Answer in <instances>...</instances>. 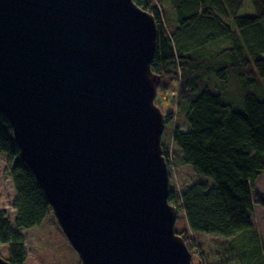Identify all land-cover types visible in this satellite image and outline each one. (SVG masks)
Masks as SVG:
<instances>
[{"label":"water","instance_id":"water-1","mask_svg":"<svg viewBox=\"0 0 264 264\" xmlns=\"http://www.w3.org/2000/svg\"><path fill=\"white\" fill-rule=\"evenodd\" d=\"M156 41L133 0H0V113L80 264H192L168 202Z\"/></svg>","mask_w":264,"mask_h":264},{"label":"trees","instance_id":"trees-1","mask_svg":"<svg viewBox=\"0 0 264 264\" xmlns=\"http://www.w3.org/2000/svg\"><path fill=\"white\" fill-rule=\"evenodd\" d=\"M133 2L154 17L157 41L151 71L160 78V93L167 89L170 107L180 108L177 113L187 127L183 131L174 123L172 145L162 144L169 172L168 202L186 223L175 231L191 256H198V264H228L235 258L242 264H264V245H259L264 238L253 227L255 208L264 209V196L256 192V182L264 177V100L247 95L244 112H237L217 93V83L226 82L227 76L245 86L264 81V0ZM245 2L253 16L240 15ZM168 114L165 124L171 122L172 109ZM1 153L7 156L16 196L12 222L0 210V245L7 246L6 261L24 264L21 231L40 226L52 209L19 159L12 128L0 113ZM182 166L192 167L212 187L189 182L180 190L170 181V169ZM194 233L229 239L222 245L227 258L217 253L219 243L213 254L207 253ZM234 240L239 249L230 245Z\"/></svg>","mask_w":264,"mask_h":264},{"label":"rangeland","instance_id":"rangeland-1","mask_svg":"<svg viewBox=\"0 0 264 264\" xmlns=\"http://www.w3.org/2000/svg\"><path fill=\"white\" fill-rule=\"evenodd\" d=\"M249 2H245L244 6L240 11V15L253 16V8L250 7ZM211 51L215 50L210 49ZM209 56V55H208ZM227 76V75H226ZM217 84L221 86L219 93L223 103L229 105L234 111L244 112V100L247 95H254L260 100H264V81L257 79L256 84L246 85L244 83H238L233 77L227 76V81L224 82L220 80ZM161 84V83H160ZM160 86L157 91V96L155 99V104L157 101V107L163 113L166 118L170 113L171 109L173 111L171 122L164 125V131L162 134L161 142L164 145L171 146L172 131L174 129V123L180 130H186V124L183 120V116L177 113L174 106L170 107L169 96L166 90L163 89L160 93ZM159 92V93H158ZM167 96V98H165ZM176 101L172 99V102ZM7 156L6 154H0V210L7 213L11 222L14 218L13 202L15 200V190L13 181L10 174L7 171ZM178 184L180 190L184 189L187 184L192 183H203L212 187V182L197 173L190 166L182 167H172L170 169V181ZM191 184V185H192ZM256 192L264 196V177H260L256 182ZM186 227L184 217L178 212L177 221L175 224V230H180ZM253 227L254 230L264 238V209L261 207H256L253 214ZM21 234L25 241V252L27 255V260L24 264H80L79 258L74 250L69 245L67 239L63 235L58 222L51 212L43 223L29 230H22ZM196 235L195 239L198 244H200L207 253L213 254L214 245L216 243L217 250L223 258H227L224 254L222 245L229 242V239L221 238L216 235H205L200 233H194ZM233 240V239H232ZM234 240L232 245L235 250L239 249L240 244L236 243ZM262 249L263 243L259 244ZM7 246L0 245V257L6 259L7 257ZM264 257V254H262ZM198 258V256H196ZM192 257V263L198 264V259ZM233 262L228 264H242L240 258H235ZM264 259V258H263ZM210 261L214 262V259L210 258ZM260 262V261H258ZM226 264V263H225ZM255 264H258L255 261Z\"/></svg>","mask_w":264,"mask_h":264},{"label":"crops","instance_id":"crops-1","mask_svg":"<svg viewBox=\"0 0 264 264\" xmlns=\"http://www.w3.org/2000/svg\"><path fill=\"white\" fill-rule=\"evenodd\" d=\"M259 194V193H258ZM260 195V194H259ZM261 196H263L262 194H261Z\"/></svg>","mask_w":264,"mask_h":264}]
</instances>
